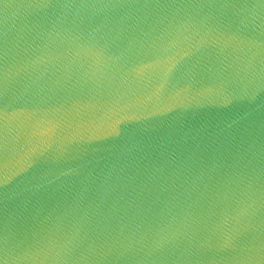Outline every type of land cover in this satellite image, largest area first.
I'll return each mask as SVG.
<instances>
[{
	"label": "water",
	"instance_id": "obj_1",
	"mask_svg": "<svg viewBox=\"0 0 264 264\" xmlns=\"http://www.w3.org/2000/svg\"><path fill=\"white\" fill-rule=\"evenodd\" d=\"M0 264H264V0H0Z\"/></svg>",
	"mask_w": 264,
	"mask_h": 264
}]
</instances>
